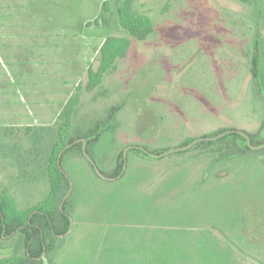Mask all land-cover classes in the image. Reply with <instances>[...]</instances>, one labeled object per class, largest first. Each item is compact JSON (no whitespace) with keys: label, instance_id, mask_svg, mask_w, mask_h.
<instances>
[{"label":"rangeland","instance_id":"obj_1","mask_svg":"<svg viewBox=\"0 0 264 264\" xmlns=\"http://www.w3.org/2000/svg\"><path fill=\"white\" fill-rule=\"evenodd\" d=\"M103 1L0 0V192L22 209L49 192L58 113L80 88L68 137L81 151L61 159L70 226L38 264H264V130L249 136L264 118V0H133L154 24L144 40L119 27L117 0L96 25ZM108 35L130 49L88 90ZM218 128L243 135L240 151L170 153ZM20 251L6 237L0 258Z\"/></svg>","mask_w":264,"mask_h":264},{"label":"trees","instance_id":"obj_2","mask_svg":"<svg viewBox=\"0 0 264 264\" xmlns=\"http://www.w3.org/2000/svg\"><path fill=\"white\" fill-rule=\"evenodd\" d=\"M236 1L247 6L253 4V0ZM110 6L109 0L102 2L101 13L98 18L94 19L96 25L100 23L109 25V16L106 14L110 12ZM115 14L119 27L133 38L144 40L154 30L153 21L148 15L134 12L133 0H117ZM130 36L108 35L104 38L99 48L96 68L91 66L87 68L86 89L89 90L97 86L107 72L116 69L117 59L126 57L131 46ZM248 62L250 67L246 71L249 73V79L254 85H257L259 58L256 52H250ZM76 89L77 91L69 96L58 113L59 137L52 144L46 165L50 180V189L46 197L32 206L22 209L18 207L16 200L7 189L4 188L0 192V247L6 237L18 236L21 250L0 258V264L41 263L43 257L52 251L56 237L64 235L69 229L70 217L65 211L69 179L61 168V159L66 151L73 149L81 151L78 139L68 137L71 117L79 102V85ZM262 130H264V118L260 121L258 132L249 133L250 138H255ZM228 137L231 138L228 139ZM235 137L242 138L243 135L234 128H218L196 138L188 137L176 147L177 151L169 152L181 153L197 150L193 156L198 157L203 154L209 156L214 151H219L220 154L229 156L233 151H240L234 150L235 148L231 145V143H235L232 139ZM134 149L138 152L143 151L138 147H134ZM168 150L162 149L153 153L163 155L168 153ZM122 167L123 161H117L110 176H118Z\"/></svg>","mask_w":264,"mask_h":264},{"label":"crops","instance_id":"obj_3","mask_svg":"<svg viewBox=\"0 0 264 264\" xmlns=\"http://www.w3.org/2000/svg\"><path fill=\"white\" fill-rule=\"evenodd\" d=\"M0 30H1V28H0ZM1 34V33H0ZM102 44V43H101ZM6 49H8V47L6 48ZM4 51H5V49H3ZM9 52H8V54H10V50H8ZM45 54H46V56L47 57H49V54L47 53V50L45 51ZM9 192V191H8ZM11 195V194H10ZM13 197V196H12ZM17 202V201H16ZM18 205V204H17ZM19 207V206H18Z\"/></svg>","mask_w":264,"mask_h":264}]
</instances>
